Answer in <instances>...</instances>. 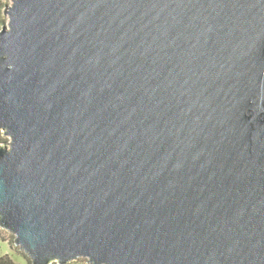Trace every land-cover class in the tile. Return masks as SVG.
<instances>
[{
	"label": "water",
	"instance_id": "95a60500",
	"mask_svg": "<svg viewBox=\"0 0 264 264\" xmlns=\"http://www.w3.org/2000/svg\"><path fill=\"white\" fill-rule=\"evenodd\" d=\"M0 227L32 264H264V0H12Z\"/></svg>",
	"mask_w": 264,
	"mask_h": 264
},
{
	"label": "rangeland",
	"instance_id": "374dc122",
	"mask_svg": "<svg viewBox=\"0 0 264 264\" xmlns=\"http://www.w3.org/2000/svg\"><path fill=\"white\" fill-rule=\"evenodd\" d=\"M2 3L3 7L1 10V18L4 19V25H8L9 22V16L4 13L6 7L8 5L12 4V0H0ZM3 137L8 139V137L2 132ZM5 239H0V254H5L8 253L16 262L22 263V264H28V259L30 257L28 256L27 253H25L20 246L16 245L15 243V235L6 230ZM89 259L86 257H80L68 264H91L88 263Z\"/></svg>",
	"mask_w": 264,
	"mask_h": 264
},
{
	"label": "trees",
	"instance_id": "16d2710c",
	"mask_svg": "<svg viewBox=\"0 0 264 264\" xmlns=\"http://www.w3.org/2000/svg\"><path fill=\"white\" fill-rule=\"evenodd\" d=\"M2 3L0 2V12L2 10ZM4 19L1 18V13H0V29L3 27L4 25ZM6 138L3 137L2 135V132H0V143L2 141H4ZM6 233V230L2 229L0 227V239H5V234ZM0 264H22V263H19V262H16L8 253H5V254H0ZM28 264H32V261L31 259H28ZM51 264H58L57 262H53Z\"/></svg>",
	"mask_w": 264,
	"mask_h": 264
}]
</instances>
